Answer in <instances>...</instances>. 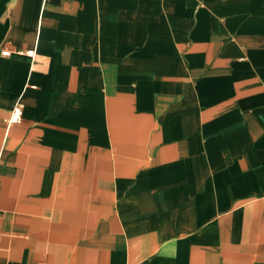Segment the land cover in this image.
<instances>
[{"label": "crops", "instance_id": "1", "mask_svg": "<svg viewBox=\"0 0 264 264\" xmlns=\"http://www.w3.org/2000/svg\"><path fill=\"white\" fill-rule=\"evenodd\" d=\"M0 264H264V0H0Z\"/></svg>", "mask_w": 264, "mask_h": 264}, {"label": "built area", "instance_id": "2", "mask_svg": "<svg viewBox=\"0 0 264 264\" xmlns=\"http://www.w3.org/2000/svg\"><path fill=\"white\" fill-rule=\"evenodd\" d=\"M2 53H3V55L9 56L11 54V51L10 50H5ZM20 53H26L29 56H34L35 55V50L29 49L27 51H21ZM20 120H21V108L17 107L14 110V115H13L12 121L13 122H18Z\"/></svg>", "mask_w": 264, "mask_h": 264}]
</instances>
